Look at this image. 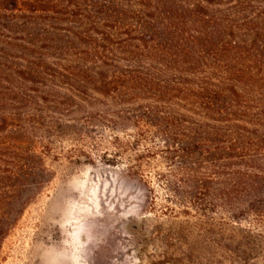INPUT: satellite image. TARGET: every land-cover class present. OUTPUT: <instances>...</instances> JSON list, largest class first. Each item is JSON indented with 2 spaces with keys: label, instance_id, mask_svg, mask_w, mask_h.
Listing matches in <instances>:
<instances>
[{
  "label": "trees",
  "instance_id": "obj_1",
  "mask_svg": "<svg viewBox=\"0 0 264 264\" xmlns=\"http://www.w3.org/2000/svg\"><path fill=\"white\" fill-rule=\"evenodd\" d=\"M29 31L50 64L13 44ZM0 61V248L50 188L52 140L79 114L164 164L163 196L144 182L147 210L258 221L264 0H0Z\"/></svg>",
  "mask_w": 264,
  "mask_h": 264
},
{
  "label": "rangeland",
  "instance_id": "obj_2",
  "mask_svg": "<svg viewBox=\"0 0 264 264\" xmlns=\"http://www.w3.org/2000/svg\"><path fill=\"white\" fill-rule=\"evenodd\" d=\"M32 33L13 36V44L35 57L45 50L50 64L54 50L44 49L45 42L32 49ZM83 118H72L79 124L76 133L52 140L47 164L55 178L3 242L0 264H264V209L256 211L258 221L244 215L235 222L147 210L144 182L163 196L156 174L165 173L164 164L155 156L138 162L128 130H100L98 119L80 126Z\"/></svg>",
  "mask_w": 264,
  "mask_h": 264
}]
</instances>
